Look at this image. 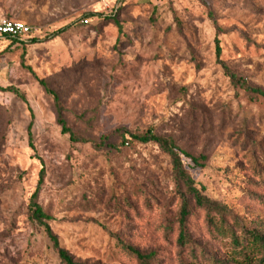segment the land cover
Instances as JSON below:
<instances>
[{
  "label": "rangeland",
  "instance_id": "obj_1",
  "mask_svg": "<svg viewBox=\"0 0 264 264\" xmlns=\"http://www.w3.org/2000/svg\"><path fill=\"white\" fill-rule=\"evenodd\" d=\"M115 7L118 17L102 20L110 9L101 0H0V16L35 29L25 47L0 59V264H60L30 219L43 169L38 203L75 260L139 264L121 244L156 252L155 264L231 260L230 240L211 232L194 204L188 232L199 258L181 253L170 159L133 138L149 130L206 156L198 169L184 158L196 187L244 228L264 233V99L232 85L215 41L222 61L264 90V0ZM9 46L0 40V52ZM58 114L77 136L108 137L106 145L73 142Z\"/></svg>",
  "mask_w": 264,
  "mask_h": 264
},
{
  "label": "trees",
  "instance_id": "obj_2",
  "mask_svg": "<svg viewBox=\"0 0 264 264\" xmlns=\"http://www.w3.org/2000/svg\"><path fill=\"white\" fill-rule=\"evenodd\" d=\"M122 9L118 11L104 14L101 17L102 20H115L120 14ZM86 17L93 18L94 16L88 15ZM88 18L83 21L87 23ZM71 26H67L54 32L50 38L58 37L70 29ZM10 40V46L5 52H0V59L6 55L7 52H13L14 49L19 47H25L24 41L16 38H6ZM216 51L220 65L222 66L225 74L230 79L232 85L237 90H243L249 94L252 98L264 99V90L250 86L239 75L233 72L230 67L221 59L222 48L220 39L216 38ZM37 43L36 41L33 42ZM47 89L49 94L53 95V92L49 90L46 83L41 82ZM10 91L18 93L17 90L10 89ZM26 101V100H25ZM57 104L59 103L56 99ZM60 111V110H59ZM59 124L63 128V133L69 134L71 140L75 143H93L94 147L101 149L108 141V137L101 140L100 143H94L90 140L81 138L74 134L68 127L61 114H58ZM135 141L143 144H154L169 157L172 166V176L174 184L176 186L178 199H180L181 207L178 218V239L177 244L181 249L182 254H187L189 259L198 260L196 248L194 247L188 232V223L192 217L191 206L194 204L197 210L205 213L207 223L211 232H217L222 239H229L232 247L231 260L219 261L217 264H264V233L249 231L244 228L242 221L234 217L230 210L222 204L215 202L205 196L197 187L192 178L189 169L187 168L184 158L190 160V169L204 168L207 162L206 156H193L181 147H179L172 138L160 136L154 133L152 130L147 131L144 135L134 136ZM126 142L123 141L122 145ZM46 172L43 169L40 174V180L37 191L32 197L30 205V219L43 227L48 238L53 244L54 249L58 253L60 264H88L86 262L75 260L69 251L64 249L58 237L54 234L49 221L51 220L42 207L38 203L39 194L45 182ZM125 252L133 257L139 264H155L157 261L156 252H143L134 248L128 244H121Z\"/></svg>",
  "mask_w": 264,
  "mask_h": 264
},
{
  "label": "built area",
  "instance_id": "obj_3",
  "mask_svg": "<svg viewBox=\"0 0 264 264\" xmlns=\"http://www.w3.org/2000/svg\"><path fill=\"white\" fill-rule=\"evenodd\" d=\"M120 1L121 0H101V3L106 8L110 9V13H116L119 8H116L115 5ZM111 4L114 5L111 6ZM34 33L35 29L22 21L0 17V40H4L8 37L23 40L26 36L33 35Z\"/></svg>",
  "mask_w": 264,
  "mask_h": 264
},
{
  "label": "crops",
  "instance_id": "obj_4",
  "mask_svg": "<svg viewBox=\"0 0 264 264\" xmlns=\"http://www.w3.org/2000/svg\"><path fill=\"white\" fill-rule=\"evenodd\" d=\"M1 14V13H0ZM0 17H2V16H0ZM13 19V18H12ZM16 20V19H15Z\"/></svg>",
  "mask_w": 264,
  "mask_h": 264
}]
</instances>
